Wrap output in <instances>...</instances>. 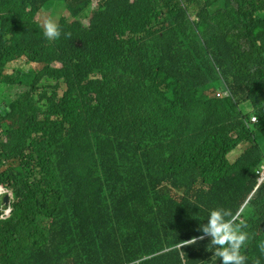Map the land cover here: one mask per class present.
Returning <instances> with one entry per match:
<instances>
[{
	"label": "trees",
	"instance_id": "obj_1",
	"mask_svg": "<svg viewBox=\"0 0 264 264\" xmlns=\"http://www.w3.org/2000/svg\"><path fill=\"white\" fill-rule=\"evenodd\" d=\"M186 1L0 0V264H222L178 246L219 207L264 264V0H217L206 38Z\"/></svg>",
	"mask_w": 264,
	"mask_h": 264
},
{
	"label": "clouds",
	"instance_id": "obj_2",
	"mask_svg": "<svg viewBox=\"0 0 264 264\" xmlns=\"http://www.w3.org/2000/svg\"><path fill=\"white\" fill-rule=\"evenodd\" d=\"M43 35L48 40H56L61 36L59 24L51 17H46L41 23ZM69 37L71 33L67 34ZM257 118H252V123H256ZM257 184L264 182V162H261L257 169ZM11 194L1 185L0 196L3 197ZM248 199L243 208L247 205ZM3 204V203H2ZM4 206V205H3ZM5 207V213L2 218L7 219L11 214L10 205ZM242 208V209H243ZM247 225L242 220L241 212H233L231 209L223 207L212 209L209 213L207 223L201 224L197 231L202 235L193 237L190 240L179 243V247L195 245L198 241L204 240L205 237H210L208 248L214 249L213 259L219 257L222 264H247V257L242 254L241 250L246 245L249 234L245 231ZM261 252H264V244L260 245ZM212 259V260H213ZM255 264H260L259 260Z\"/></svg>",
	"mask_w": 264,
	"mask_h": 264
},
{
	"label": "rangeland",
	"instance_id": "obj_3",
	"mask_svg": "<svg viewBox=\"0 0 264 264\" xmlns=\"http://www.w3.org/2000/svg\"><path fill=\"white\" fill-rule=\"evenodd\" d=\"M185 2L188 3L186 0H185ZM215 2H217V4H218L219 6H221V4H220L217 0H213V1H211L210 3H208V8H207V10H206L204 13H202L203 18H204V19L206 20V22L208 23V24L205 23L206 26H205L204 32H201V36H202L203 38H206L207 36L210 35V31H211L212 27L209 25V19L211 18V17H210V14L213 13V6H214ZM206 3H207V1H206ZM214 16H215V15H214ZM192 18H193V20L196 22L197 25H199V24H201V23H204L201 19L199 20V16H198V14H197V15H194V14H193ZM207 26H208V27H207ZM206 27H207V28H206ZM214 30H215V29H213L211 32H213ZM239 34H240V37H239L238 42H239L240 46L243 48V50H244L246 53H249V52L251 51V46H250V42H249V40L246 38L245 33L240 32ZM248 106H250V104H248ZM246 147H247V145H242V150H245ZM238 156H239V155H237V153H235V154H230V155H229V159H230L231 161H234Z\"/></svg>",
	"mask_w": 264,
	"mask_h": 264
},
{
	"label": "water",
	"instance_id": "obj_4",
	"mask_svg": "<svg viewBox=\"0 0 264 264\" xmlns=\"http://www.w3.org/2000/svg\"><path fill=\"white\" fill-rule=\"evenodd\" d=\"M3 205L8 207L10 205V195L6 194L3 197V201H2Z\"/></svg>",
	"mask_w": 264,
	"mask_h": 264
}]
</instances>
